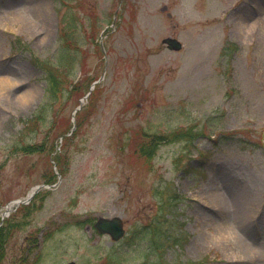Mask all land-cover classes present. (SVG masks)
I'll return each mask as SVG.
<instances>
[{"label":"rangeland","instance_id":"obj_1","mask_svg":"<svg viewBox=\"0 0 264 264\" xmlns=\"http://www.w3.org/2000/svg\"><path fill=\"white\" fill-rule=\"evenodd\" d=\"M117 3L0 0V69L6 71L0 82V205L24 197L53 176L47 177L53 174L51 138L32 135L29 141L37 152L28 155L5 149L20 128L18 118L46 106L45 132L55 116L48 101L41 100L43 73L30 57L54 62L58 16L60 23L63 18L76 24L72 33L79 38L98 21L99 46ZM247 4L123 0L121 19L117 16L114 30L103 39L104 79L79 110L74 134L58 145L65 173L55 188L40 190L7 217L4 223L15 226L7 231L0 264H105L109 251L122 264H143L147 254L149 258L144 242L112 244L85 221L97 214L118 215L133 234L135 227L152 222L157 211L168 220L162 230L177 231L182 225L187 235L180 255L171 246L163 251L170 264L175 259L264 264V0ZM84 14L92 21L83 20ZM167 36L177 37L183 48L167 50L160 42ZM91 46L79 91L62 109L54 106L56 117H63L57 124L63 131L71 126L68 117L83 98L87 79L97 80L103 71V56ZM16 70L18 81L10 74ZM189 128L198 133L192 142L184 141ZM135 142L146 150L152 142L149 161L137 158ZM229 187L247 191L240 212L249 210L256 219L247 224L255 240L233 225L236 207L220 196L229 195ZM166 197L173 207L164 205ZM42 228L45 233L39 235ZM31 236L39 237L28 262L18 263L20 248Z\"/></svg>","mask_w":264,"mask_h":264},{"label":"trees","instance_id":"obj_2","mask_svg":"<svg viewBox=\"0 0 264 264\" xmlns=\"http://www.w3.org/2000/svg\"><path fill=\"white\" fill-rule=\"evenodd\" d=\"M72 31L73 28H66L65 24L61 26L58 44L54 52L55 60L54 62H50L48 60L43 62V64H48L49 88L48 93L45 95V101H48L49 107H52V105L59 103V109H62L63 105L66 103L69 97L73 95L76 87L78 86L77 83H73V73L76 63V55L73 52L75 50H80V47L78 46V44H76L78 40L75 37L70 40L69 36L71 35ZM68 48H71V52H68ZM48 96L53 97L54 100H49L47 98ZM46 108V106H39L32 117L23 122L24 126L17 134L19 143L13 144V147L16 150H19L23 153H31L34 151V149H36L33 145H30L24 139L32 130L33 132H37L41 129V124L46 119ZM190 131V129L185 130V132L187 133V137H189ZM151 144L148 146L147 150L144 148L142 142L138 144L136 148L137 154H139L141 158L145 157L147 159V155L151 156L150 150H148L152 146ZM2 243L3 237L0 236V248L2 247ZM152 264L168 263L156 261Z\"/></svg>","mask_w":264,"mask_h":264},{"label":"bare ground","instance_id":"obj_3","mask_svg":"<svg viewBox=\"0 0 264 264\" xmlns=\"http://www.w3.org/2000/svg\"><path fill=\"white\" fill-rule=\"evenodd\" d=\"M250 1L252 3H254V2L256 3V0H250ZM5 72L6 71L4 69H0V82H3V80L6 78ZM10 74L14 76L13 79L15 81H18V71H15V72L10 73ZM5 83L14 84L16 82L6 81ZM2 89L3 88H0V90H2ZM228 190H230L229 195L225 194V196L223 197L222 193H220V196H221L222 200L224 202H226L225 203L226 205L231 204V205H234V207H236V214H235L234 218L232 219L235 221V222H233L234 223L233 225H235V227H237L239 230H242L243 234H247L248 236L253 238V233L250 231L249 227L247 226L248 219L251 218V221H252L253 215L250 214L251 211H249V210L247 211V213H245L246 210L240 212V204L242 203L244 196L247 193V191H238V188L235 189L233 187H229ZM252 198H253V193H250V201L252 200ZM243 217H244V219H243ZM247 235H244L245 239H246ZM253 239L255 240V238H253Z\"/></svg>","mask_w":264,"mask_h":264},{"label":"water","instance_id":"obj_4","mask_svg":"<svg viewBox=\"0 0 264 264\" xmlns=\"http://www.w3.org/2000/svg\"><path fill=\"white\" fill-rule=\"evenodd\" d=\"M163 42H166L167 43V47L168 49H171V50H178L180 48V44L175 40V39H170V38H167V39H164ZM40 188V186H37L33 189L32 193L25 199L23 200H16V201H13L16 205L18 203H25L29 200L30 196L35 193L38 189ZM118 220L116 218L114 219H104V220H99L98 221V227L100 229V231H104V232H107L111 235L112 239L113 240H116L118 239L121 234H122V230L118 224Z\"/></svg>","mask_w":264,"mask_h":264}]
</instances>
